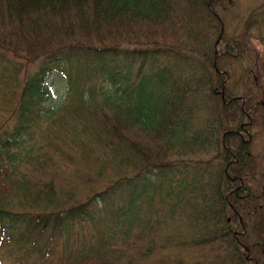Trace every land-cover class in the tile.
I'll list each match as a JSON object with an SVG mask.
<instances>
[{"label": "trees", "instance_id": "16d2710c", "mask_svg": "<svg viewBox=\"0 0 264 264\" xmlns=\"http://www.w3.org/2000/svg\"><path fill=\"white\" fill-rule=\"evenodd\" d=\"M236 2L0 0V87L12 85L0 93L11 119L0 125V158L25 147L54 72L69 82L99 76L111 87L102 102L110 113L103 116L113 121L100 171L116 172L102 192L57 212L48 211L46 190L23 177L9 180L10 193L29 195L25 203L39 202L41 212H12L0 187V236L31 249L37 241L47 245L66 226L92 222L97 200L130 203L129 187L140 182L151 216L146 227L162 234L163 256L153 264H264V159L252 153L249 134L254 124L264 127V100L252 77L264 70L252 44L264 5L230 34L224 15ZM20 51L41 57L23 79L22 63L7 57L23 60ZM68 84L78 97V82ZM87 98L80 96L82 104L93 101ZM13 166L0 164V180ZM93 264L120 263L101 257Z\"/></svg>", "mask_w": 264, "mask_h": 264}, {"label": "rangeland", "instance_id": "374dc122", "mask_svg": "<svg viewBox=\"0 0 264 264\" xmlns=\"http://www.w3.org/2000/svg\"><path fill=\"white\" fill-rule=\"evenodd\" d=\"M234 8L225 12L227 32H239L248 18L249 11L264 5V0H236ZM53 21L50 22L52 24ZM260 30H252V44L259 56L264 58V23ZM142 41V40H140ZM131 48V47H129ZM261 50L262 53L261 54ZM11 62L20 61L25 70L19 75L23 79L26 72H34L41 57L29 55L20 51L19 60L7 56ZM26 61H25V60ZM33 62V63H31ZM259 76V77H258ZM252 77L258 79L260 96L264 100V70L254 72ZM75 79L79 84V96L89 97L90 104H82L78 97L69 90V84ZM63 73L54 72L47 79L48 96L39 105L40 117L35 122L31 133L26 137L27 142L21 150H14L13 157H1L3 168L14 163V173L9 179L2 178L0 187L6 194V207L12 212L40 211L39 202L30 208L24 198L10 193L9 180L23 177L30 184L43 188L51 194L52 203L48 211L57 212L84 203L95 193L102 192L115 180V170L109 166L100 171V165L106 164L102 153L106 132L113 125L109 110L102 102V93L110 92L108 82L96 76L89 80L85 75H73L71 81ZM92 86L95 95H91ZM0 87V93L11 89ZM88 99V98H87ZM4 101L0 97V125L10 123L11 119L2 111ZM96 111H94V108ZM133 133H142L134 130ZM253 137L251 151L264 159V127L254 124L249 128ZM135 137V136H132ZM135 143L134 141H129ZM33 158V159H32ZM35 159V160H34ZM129 172L127 174H131ZM9 173H11L9 171ZM131 189L130 203L127 198L109 203L97 200L89 209L92 222L76 223L66 226L59 234H53L49 242L35 245L34 248L24 246L22 264H37L36 256L44 255L46 264H93L96 258H106L119 261L120 264H153L163 256L159 238L161 233L146 227L151 218L147 206L139 196L144 190L140 182L129 187ZM147 189V187H146ZM145 197V196H144ZM23 202H22V201ZM141 201V202H140ZM96 204V205H94ZM32 209V210H31ZM119 216H122L120 220ZM123 219L126 222H123ZM165 233V230L163 231ZM155 241L154 250L150 249V241ZM36 243H43L37 241ZM152 246V245H151ZM44 249V250H43ZM11 244L0 240V264H16L19 255L11 253ZM193 252L191 253V257ZM142 259V260H141Z\"/></svg>", "mask_w": 264, "mask_h": 264}]
</instances>
